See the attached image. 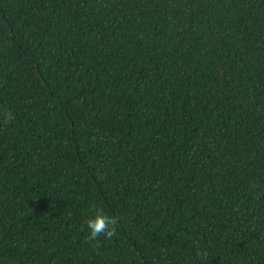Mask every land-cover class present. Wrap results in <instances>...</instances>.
Segmentation results:
<instances>
[{"label":"trees","instance_id":"trees-1","mask_svg":"<svg viewBox=\"0 0 264 264\" xmlns=\"http://www.w3.org/2000/svg\"><path fill=\"white\" fill-rule=\"evenodd\" d=\"M0 264H264V0H0Z\"/></svg>","mask_w":264,"mask_h":264},{"label":"clouds","instance_id":"clouds-1","mask_svg":"<svg viewBox=\"0 0 264 264\" xmlns=\"http://www.w3.org/2000/svg\"><path fill=\"white\" fill-rule=\"evenodd\" d=\"M86 224L90 238L98 236L101 232L109 234L106 230L110 224V221H108L106 218L100 216L90 217L87 219Z\"/></svg>","mask_w":264,"mask_h":264}]
</instances>
